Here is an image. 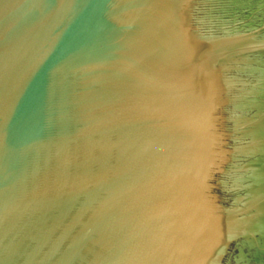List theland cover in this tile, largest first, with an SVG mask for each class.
Here are the masks:
<instances>
[{
  "label": "water",
  "instance_id": "95a60500",
  "mask_svg": "<svg viewBox=\"0 0 264 264\" xmlns=\"http://www.w3.org/2000/svg\"><path fill=\"white\" fill-rule=\"evenodd\" d=\"M0 264H264V0H0Z\"/></svg>",
  "mask_w": 264,
  "mask_h": 264
}]
</instances>
